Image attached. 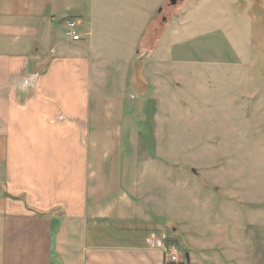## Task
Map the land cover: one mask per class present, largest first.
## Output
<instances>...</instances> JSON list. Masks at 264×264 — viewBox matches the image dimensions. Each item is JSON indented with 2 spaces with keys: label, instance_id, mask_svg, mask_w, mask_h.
<instances>
[{
  "label": "crops",
  "instance_id": "0c3cea01",
  "mask_svg": "<svg viewBox=\"0 0 264 264\" xmlns=\"http://www.w3.org/2000/svg\"><path fill=\"white\" fill-rule=\"evenodd\" d=\"M145 9L0 0V264H168L169 156L137 109L164 76L138 61Z\"/></svg>",
  "mask_w": 264,
  "mask_h": 264
},
{
  "label": "rangeland",
  "instance_id": "374dc122",
  "mask_svg": "<svg viewBox=\"0 0 264 264\" xmlns=\"http://www.w3.org/2000/svg\"><path fill=\"white\" fill-rule=\"evenodd\" d=\"M142 1L138 61L164 76L137 109L169 156L168 264H264V0Z\"/></svg>",
  "mask_w": 264,
  "mask_h": 264
},
{
  "label": "built area",
  "instance_id": "2783aa9c",
  "mask_svg": "<svg viewBox=\"0 0 264 264\" xmlns=\"http://www.w3.org/2000/svg\"><path fill=\"white\" fill-rule=\"evenodd\" d=\"M77 29V21L70 20L66 22V34L71 37L73 41L80 40V36L76 34ZM165 238L157 242V245L161 247L164 251L166 259L172 263L179 262L178 251L175 247L171 246V248H167L165 243L163 242Z\"/></svg>",
  "mask_w": 264,
  "mask_h": 264
},
{
  "label": "water",
  "instance_id": "95a60500",
  "mask_svg": "<svg viewBox=\"0 0 264 264\" xmlns=\"http://www.w3.org/2000/svg\"><path fill=\"white\" fill-rule=\"evenodd\" d=\"M172 3H174L175 0H170Z\"/></svg>",
  "mask_w": 264,
  "mask_h": 264
}]
</instances>
